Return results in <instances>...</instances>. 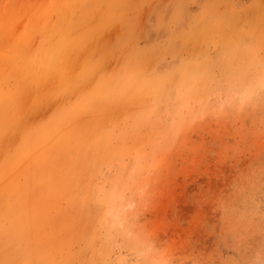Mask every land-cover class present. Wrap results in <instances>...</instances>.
Here are the masks:
<instances>
[{"label": "rangeland", "instance_id": "1", "mask_svg": "<svg viewBox=\"0 0 264 264\" xmlns=\"http://www.w3.org/2000/svg\"><path fill=\"white\" fill-rule=\"evenodd\" d=\"M0 264H264V0H0Z\"/></svg>", "mask_w": 264, "mask_h": 264}, {"label": "clouds", "instance_id": "2", "mask_svg": "<svg viewBox=\"0 0 264 264\" xmlns=\"http://www.w3.org/2000/svg\"><path fill=\"white\" fill-rule=\"evenodd\" d=\"M39 119H44V117L42 116V117H39Z\"/></svg>", "mask_w": 264, "mask_h": 264}]
</instances>
